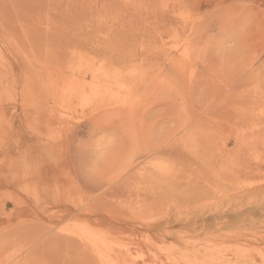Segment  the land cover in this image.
I'll return each mask as SVG.
<instances>
[{
    "label": "rangeland",
    "instance_id": "obj_1",
    "mask_svg": "<svg viewBox=\"0 0 264 264\" xmlns=\"http://www.w3.org/2000/svg\"><path fill=\"white\" fill-rule=\"evenodd\" d=\"M13 1L0 264H264V0Z\"/></svg>",
    "mask_w": 264,
    "mask_h": 264
},
{
    "label": "bare ground",
    "instance_id": "obj_2",
    "mask_svg": "<svg viewBox=\"0 0 264 264\" xmlns=\"http://www.w3.org/2000/svg\"><path fill=\"white\" fill-rule=\"evenodd\" d=\"M18 1H20V0H18ZM22 1H24V0H21V2ZM26 1V0H25ZM31 1V0H30ZM14 1L13 0H8V2L7 3H9V4H11V5H13L12 3H13ZM16 2V1H15ZM14 2V3H15ZM19 3V2H18ZM17 3V4H18ZM7 6V5H6ZM5 9V8H4ZM9 9V8H8ZM2 10V9H1ZM6 11V10H5ZM5 11L3 10L2 12L3 13H5ZM1 13V12H0ZM2 14V13H1ZM0 14V15H1ZM5 15H8V14H5ZM5 15H3V16H5ZM200 148V147H199ZM206 148V147H205ZM207 149V148H206ZM199 150V149H198ZM178 151V150H177ZM176 151V152H177ZM180 153V152H179ZM176 156V155H175ZM180 156H182V155H180ZM183 156H184V154H183ZM183 156H182V158H183ZM179 158H181V157H179ZM185 160H187V159H185ZM204 161V160H203ZM186 162V161H185ZM202 162V161H201ZM207 162V161H206ZM205 165V164H204ZM211 172V171H210ZM212 174V173H211ZM203 177V176H202ZM201 178V177H200ZM212 178H215V175L212 177ZM208 180V179H207ZM206 180V181H207ZM198 186V185H197ZM106 211V210H105ZM127 211H129V210H127ZM98 212V211H97ZM107 212V211H106ZM137 212V211H136ZM91 213H94L93 211L91 212ZM95 213H96V211H95ZM108 213V212H107ZM90 214V213H89ZM110 214H112V213H110ZM130 214V213H129ZM132 214V213H131ZM134 214V213H133ZM140 214V213H139ZM138 214V215H139ZM106 215V214H105ZM113 215V214H112ZM111 215V216H112ZM115 215V214H114ZM117 216H116V218L114 217V216H112V218H110L112 221H114V222H116V223H120L121 222V225H122V222L123 223H125L126 224V226H125V228L128 230V231H132V232H144L145 231V229H146V226L144 225H142L141 223V225L140 224H138L137 222V220L135 221V218L134 217H126V218H121V219H118V214H116ZM109 216V215H108ZM107 216V217H108ZM128 216V215H127ZM211 217V216H210ZM215 216H212L210 219H212L211 221H209L208 223L207 222H204L203 223V225H207V226H211V227H214L215 225H216V222L214 221L215 220ZM138 220H140L139 219V217H138ZM107 223H108V221H107ZM171 224L173 223V222H170ZM115 225V224H114ZM118 225V224H117ZM120 225V224H119ZM136 225H139L140 226V228L139 227H137ZM168 225V224H167ZM117 228V227H116ZM141 228H143L142 230H141ZM152 228H157V224L156 225H152ZM124 228H122V230H123ZM126 229H124V230H126ZM120 230V229H119ZM127 230H126V232H127ZM149 230V229H148ZM147 230V231H148ZM194 230V229H193ZM124 232V231H123ZM132 235V234H131ZM170 236H173L174 235V231H172V232H170V234H169ZM159 236V235H158ZM64 239H67L66 241H70V242H72V243H75V242H77L76 240H82L80 237H75V232H73V231H70V232H67V234L65 235V237H64ZM91 239V238H90ZM90 242H91V240H90ZM86 243V242H85ZM80 245V244H79ZM78 245V246H79ZM90 245H91V243H90ZM82 246V245H81ZM86 246V245H85ZM80 247V246H79ZM90 247V246H89ZM88 248V247H87ZM92 248V247H91ZM88 249L89 251H88V254L91 256V255H94V256H96L97 258H101L102 259V257H108V256H110V255H113V256H115L116 257V253L115 252H113L112 250H110V249H108V248H97V249ZM111 251V252H110ZM85 252H86V250H85ZM84 255H87V253H85ZM96 259V258H95Z\"/></svg>",
    "mask_w": 264,
    "mask_h": 264
}]
</instances>
